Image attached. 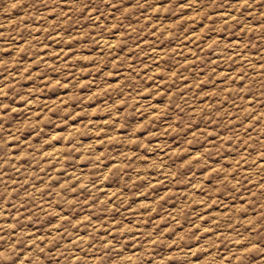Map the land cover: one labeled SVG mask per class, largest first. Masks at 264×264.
<instances>
[{"label":"rangeland","instance_id":"rangeland-1","mask_svg":"<svg viewBox=\"0 0 264 264\" xmlns=\"http://www.w3.org/2000/svg\"><path fill=\"white\" fill-rule=\"evenodd\" d=\"M0 264H264V0H0Z\"/></svg>","mask_w":264,"mask_h":264}]
</instances>
